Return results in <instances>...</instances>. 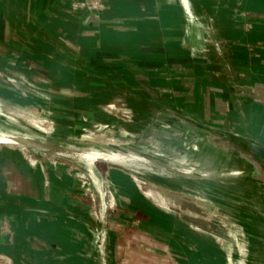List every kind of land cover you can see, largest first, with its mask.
Segmentation results:
<instances>
[{
	"label": "rangeland",
	"instance_id": "1",
	"mask_svg": "<svg viewBox=\"0 0 264 264\" xmlns=\"http://www.w3.org/2000/svg\"><path fill=\"white\" fill-rule=\"evenodd\" d=\"M11 4L0 0V125L77 153L59 155L0 139V205H43L27 203L25 196H30L73 213L87 212L93 220L92 250L79 257L75 251L71 261L101 264L103 181L109 200L106 264H259L264 257L263 172L175 113L204 120L198 102L210 101L208 95L216 88L202 83L200 72L171 75L166 63L161 72H148L146 77L164 90L167 103L144 105L138 97L147 94L138 85L126 91L135 98L114 88L104 89L105 95L92 88L91 83L99 84L100 79L66 68L56 46L29 41V28L15 22L17 16L12 21ZM192 7L201 19V12ZM12 38H18L22 52L12 50ZM220 60H212V66L218 67ZM236 84L231 81L222 90L229 105L227 129L240 133L246 129L264 142V107L253 98L237 100ZM197 89H205L203 100H194ZM104 116L129 127L108 122ZM86 149L115 152L122 159L88 163L79 157ZM246 165L253 170L247 172ZM10 220L0 215V239L14 240L17 232ZM65 225L75 226L72 218ZM59 232L61 253L69 249L62 246L69 234ZM29 239L28 245L42 250L44 258L51 252L52 242L44 236ZM16 253L11 256L0 242V264H18L22 258L15 259Z\"/></svg>",
	"mask_w": 264,
	"mask_h": 264
},
{
	"label": "crops",
	"instance_id": "2",
	"mask_svg": "<svg viewBox=\"0 0 264 264\" xmlns=\"http://www.w3.org/2000/svg\"><path fill=\"white\" fill-rule=\"evenodd\" d=\"M187 1L200 12L201 7L205 8L209 21L202 12V18L197 19L194 9L192 17H189L179 0H11L10 14L12 21L17 16L20 20L17 18L15 22L21 21L30 29L26 33L29 41L34 38V43L56 46L66 68L100 79L99 84L91 83L93 89L104 92V89L114 88L126 93L134 90L133 85H138L136 80L141 79L142 83L163 90L146 75L148 72H161L166 63L170 65L168 72L171 75L200 72L202 83H207L209 88H216L212 95H208L210 101L198 102L205 118L203 121L227 128L229 105L224 103L226 96L223 91L231 81L238 83L235 90L237 100L253 98L264 105V0ZM6 6L4 10H7ZM92 6L96 7V18L85 23ZM1 21L2 26L5 25L4 18ZM17 39L12 38L10 42L12 50L22 52ZM62 50L72 52L86 67L78 69L77 66H67ZM47 57L50 58L49 55ZM214 59L220 60L218 67L212 66ZM222 59L225 62L223 66ZM111 61L114 63L105 65ZM118 61L120 68L116 69L119 67ZM147 67L152 71L147 70ZM135 72L140 76L137 79L133 77ZM116 78L120 79L119 83L115 82ZM120 85L121 88L118 87ZM197 91L200 93L194 95V100H203L201 92H205V89ZM231 94L234 97V93ZM133 95L126 93L128 98ZM138 98L144 105L156 101L168 102L166 94L164 101L147 95ZM1 212L4 213L0 215L11 219L12 230L17 234L14 240H5L2 236L0 242L7 247L8 252H12L11 256L17 251L18 257L39 264L44 259L43 252L28 245L31 240L29 237L44 236L54 243L62 227L57 228L53 221L43 216ZM76 214L90 221L88 226L67 215L75 221V226L70 227L69 246L80 252L77 255L79 257L92 250L91 241L94 237L90 227L93 220L87 212ZM70 264L75 262L71 261Z\"/></svg>",
	"mask_w": 264,
	"mask_h": 264
},
{
	"label": "water",
	"instance_id": "3",
	"mask_svg": "<svg viewBox=\"0 0 264 264\" xmlns=\"http://www.w3.org/2000/svg\"><path fill=\"white\" fill-rule=\"evenodd\" d=\"M179 1L181 2L185 11H187L189 13L188 16L192 17V15H191L192 13H191L190 8L188 7L187 2L185 0H179ZM90 10H91L90 13L85 18V23H88V22H90L96 18V7L92 6L90 8ZM201 12H202V14H204V17L207 19L208 13L205 10V8L201 7ZM222 47L223 46H221V49H222ZM217 48L220 50L219 47H217ZM140 88L144 92H146L148 96L152 97L155 100H159V101L165 100V93L163 92V90H159L158 88L154 87L151 84L141 83ZM263 107H264V105H263ZM175 113L181 119L187 121L188 123H190L191 125H193L197 129H199L201 132L205 133L209 138H212L217 142L219 141V143H221L222 145L227 147V149L229 151H233V152H236L239 155H241L242 159H246V158L248 159L249 158L251 163H253L258 168V171H262L264 174V142L259 137H257L254 134L251 135L249 133H246V129H243V130H245V133H240V132H236V131L227 129V128L222 127L220 125H214V124L205 122L203 120L195 118L191 114L180 113L178 111L177 112L175 111ZM104 119H106L108 122H112L113 124H118V125H123L125 127H129V126H126V124L121 123L119 120H116L113 117L104 116ZM14 137L15 138H13L12 141L3 142V143H13V144H18V145H24V146H28V147H32V148H37L40 150L51 151V152L57 153L59 155H64V153L66 151L71 152V153H73V151H74V153H77L75 150L72 151V150H69L67 148H62V150H61L57 147L56 148L50 147V145H48V144H44L42 142L39 143V142L34 141L33 139H31L27 136H22V135L16 134V136H14ZM91 150L94 151V149H86V150H81V152H83V151L88 152ZM95 151H101V150H95ZM105 152L115 153V152H111V151H107V150ZM92 160L93 161H106L103 158H95V157L92 158ZM243 167L246 169V171L251 169L247 165L243 166ZM245 169L242 168L243 171H245ZM251 170H253V169H251ZM197 178H203V176H198ZM100 188H101V193H102V220H101V231H100L101 236H100V241H99V245H98V250H99L100 263L106 264L104 251H105L106 242H107V238H108V234H109V227H108V223H109V200H108V189H107V187L103 181L100 184ZM249 196H251V195H249ZM15 209H18L21 211L23 208L15 207ZM25 209L26 210H22V211H27V212L32 213V214H40V215L52 214L51 211L46 210V209L31 208V207L25 208ZM67 215L70 217H74V218L82 221L84 224L90 226V223L88 221L84 220L81 216H79L76 213L68 211ZM259 264H264V257L261 259Z\"/></svg>",
	"mask_w": 264,
	"mask_h": 264
},
{
	"label": "trees",
	"instance_id": "4",
	"mask_svg": "<svg viewBox=\"0 0 264 264\" xmlns=\"http://www.w3.org/2000/svg\"><path fill=\"white\" fill-rule=\"evenodd\" d=\"M62 52L64 53V57H65V62L67 64V66L70 67H78V69H82L85 66V63L81 62L82 60L78 57H76L72 52L68 51V50H62ZM88 66V64H87ZM146 93V92H144ZM147 94V93H146ZM166 94V93H165ZM167 95V94H166ZM25 198L29 199L26 200V202H30L32 201L33 203L36 204H43L42 206H29L26 204L25 205H18L15 204L14 202L12 203H7L5 202L4 204L0 205V208H2L5 211L8 212H19V213H23V214H30V215H35V216H43L46 218H49L51 221L54 222V226H56L58 228V226L62 227L61 229L63 230L62 233L66 232L65 234H69V232H72L71 229L67 228L64 226L63 223H65V221H69V218L67 217V209H65L62 206H58L57 204L55 205L54 202H45L44 200H41L39 198H33L30 196H25ZM49 205H55L56 208L55 209H50L48 208ZM15 207H19V208H23L22 210H26L25 208H39V209H46L52 212V214L49 215H40V214H32L29 213L27 211H20L18 209H15ZM57 210V211H56ZM61 211V212H59ZM79 216H81L84 220L88 221L87 218L85 216H82L79 214ZM76 221L78 219H75ZM80 221V220H79ZM73 222H75L73 220ZM82 222V221H80ZM83 223V222H82ZM56 232V231H55ZM59 233V232H58ZM61 233H59V235L57 236V241H55L54 243H52V250L51 252H49V254L47 255L46 258L42 259V261H40L39 264H49V260L52 259L53 262H55L56 264H60V263H64V262H71V260L75 257V251L74 248L70 247L69 245H71L70 243V237L68 235H66V239L64 240V243L62 244V246L68 247V251H61L60 253V244H59V236ZM19 257L15 256V259H18ZM18 264H38V263H32L30 261L24 260V259H20V261H18Z\"/></svg>",
	"mask_w": 264,
	"mask_h": 264
},
{
	"label": "bare ground",
	"instance_id": "5",
	"mask_svg": "<svg viewBox=\"0 0 264 264\" xmlns=\"http://www.w3.org/2000/svg\"><path fill=\"white\" fill-rule=\"evenodd\" d=\"M188 4V7L191 10V13L193 12V8L190 4L189 1L185 0ZM206 19V18H205ZM207 20V19H206ZM127 131V130H126ZM14 136H16V134H14L13 132L10 131V129L0 125V139H2L3 141H12L13 138H15ZM92 137V136H91ZM90 137V138H91ZM174 137V136H173ZM67 143V142H66ZM76 143V142H75ZM69 144V143H68ZM130 144V143H129ZM146 144V143H145ZM120 146V145H119ZM161 148V147H160ZM151 149V148H150ZM148 150V149H147ZM151 151V150H150ZM158 151V150H157ZM79 156L83 159H85L86 161H88V163L92 162V158H103L105 160L108 161H113V162H121V155L116 154V153H110V152H105V151H83L79 154ZM78 159V158H77ZM93 166V165H92ZM118 166V165H117ZM125 169V168H124ZM94 170V169H93ZM127 170V169H126ZM91 171V169H90ZM97 171V170H96ZM95 171V173H96ZM129 171V170H128ZM138 171V170H137ZM205 171V170H203ZM99 172V171H98ZM155 172V171H154ZM247 172H250L249 170H247ZM91 173V172H90ZM160 174V173H159ZM96 176V175H95ZM98 176V175H97ZM98 181V180H97ZM157 183V182H156Z\"/></svg>",
	"mask_w": 264,
	"mask_h": 264
},
{
	"label": "flooded vegetation",
	"instance_id": "6",
	"mask_svg": "<svg viewBox=\"0 0 264 264\" xmlns=\"http://www.w3.org/2000/svg\"><path fill=\"white\" fill-rule=\"evenodd\" d=\"M133 77L137 79V77H140V76H139V74L137 72H135V74L133 75ZM136 81H137L138 85L142 83V80L141 79H137Z\"/></svg>",
	"mask_w": 264,
	"mask_h": 264
}]
</instances>
